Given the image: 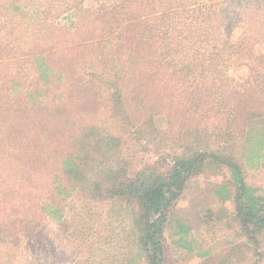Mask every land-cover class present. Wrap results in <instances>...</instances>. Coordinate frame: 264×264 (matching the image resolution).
Returning <instances> with one entry per match:
<instances>
[{
  "label": "trees",
  "instance_id": "16d2710c",
  "mask_svg": "<svg viewBox=\"0 0 264 264\" xmlns=\"http://www.w3.org/2000/svg\"><path fill=\"white\" fill-rule=\"evenodd\" d=\"M97 1L99 5L93 12L83 13L80 5L65 7L62 0H41L38 6L43 10L33 14L27 10L33 1L0 0V68L13 66L23 57L21 62L31 65L29 73L33 76L23 75L22 70L0 72V204L14 189L28 196L30 211L37 212L39 201L35 195L41 193L40 182L50 175L47 167L57 160L59 171L53 173L57 179L61 174L68 177L74 191L126 207L132 216L142 264H165L164 232L188 180L206 170L225 168L230 175L229 185L219 186L215 195L228 194L226 198L234 204V218L242 233L248 242L258 246V238L264 234V189L246 182L242 154L234 151L235 144L231 142L240 138L247 143L248 166H261L264 48L260 45H264V0ZM73 11L83 20L90 18L88 35L70 49L54 50L48 55L39 52L38 46L51 42L46 39L63 31V15ZM27 40L33 42L31 46ZM87 49L94 55H85ZM52 55L55 58L51 59ZM131 66H137L140 74ZM239 69H245L246 75H238ZM145 77L173 80L172 87H185L187 81L195 85L190 90L198 102L195 106L199 105L204 114L213 112L219 119L208 133L216 147L190 151L178 157L170 169L161 171L151 166L135 171L121 161L92 171V154L103 147L110 148L111 142L120 139L106 129L100 132L99 126H91L76 131L78 139L73 143L74 123L66 119V102L90 90L95 94L91 84L111 83L110 104L118 107L124 98L129 100L127 94L123 96L119 82L142 78V83L131 90L141 97L149 91ZM70 95L71 100L64 99ZM142 104L139 111L144 120L137 131L149 136L167 115ZM120 119L123 126L117 134L130 126L127 115ZM252 123L259 124V128H252ZM90 137L94 141L92 152L87 142ZM6 169L10 170L7 176ZM56 182L48 181L47 186L59 195L70 193L64 183ZM46 202L45 210L59 218L61 211ZM30 211L19 219L23 226ZM176 224V246L195 253L187 239L189 228L180 221ZM3 233L4 224L0 222V239H5ZM196 254L204 258L209 252Z\"/></svg>",
  "mask_w": 264,
  "mask_h": 264
},
{
  "label": "rangeland",
  "instance_id": "374dc122",
  "mask_svg": "<svg viewBox=\"0 0 264 264\" xmlns=\"http://www.w3.org/2000/svg\"><path fill=\"white\" fill-rule=\"evenodd\" d=\"M29 1H33L30 4L32 7L27 9L29 13L36 14V11L40 13L43 10L38 6L41 0ZM62 3L65 7L80 5L83 13L86 10L93 12L99 5L97 0H62ZM60 22L63 31L46 39V42L50 40L51 42L38 46L39 52L48 55L54 50L70 49L78 44L84 35H88L86 27L90 26V18L88 21L83 20L81 15H76L73 11L63 15ZM79 27L81 29L77 31L76 28ZM27 42L30 46L33 43L31 40ZM49 45L54 47L51 48ZM260 47L264 48V45ZM93 53L91 49H87L84 54L92 56ZM64 55L66 56V53ZM50 57L55 58L53 55ZM22 59L23 57L13 66L0 68V72L16 73L22 70L23 75L33 77L29 73L31 65L26 61L21 62ZM131 68L137 75L140 74L137 66ZM237 73L241 76L246 75L245 69H239ZM15 77L20 76L16 74ZM234 78L229 77L231 80ZM141 79L126 78L119 82L123 96L127 94L129 100L125 101L123 97L118 107L110 104L108 89L112 88L111 83L106 86L100 83L91 84L95 94L90 90L88 94L83 92L75 96L73 101L66 102L68 105L66 119L74 123L71 132L74 134L73 143L78 139L76 131L91 126H99L100 132L106 129L115 138L120 139L114 144L111 142L110 148L103 147L101 151L92 154L94 158V167L90 166L92 171L108 164L112 166L117 161L126 163L135 171L145 166L155 167L161 171L170 169L178 157L190 151H205L216 147L211 134L209 138L208 133L213 131L212 125L219 123V119L213 112L206 111L207 115L202 112L199 105L195 106L198 102L190 95L191 87L195 85L192 86V83L187 81L184 83L185 87H172L173 80L145 77L146 88H149V91L139 97L138 93L131 90L142 83ZM99 89L105 92L98 93ZM64 99L71 100V95ZM141 99L155 107L156 111H162L167 115V119L158 121L155 132L149 136L143 131H137L144 120L141 110L139 111V106L143 103ZM112 115L116 118L111 119ZM126 115L130 126L121 133L123 120L120 118ZM259 126L252 123L254 129ZM118 128L120 131L117 134ZM239 139L231 143L235 144L234 151L242 154L241 162L246 182L264 189V161L259 168L249 167L248 156L245 155L250 152V148ZM92 140L93 137L87 140L91 144V152L94 150ZM6 162L5 159L2 160L3 165H6ZM47 169L50 175L48 179L40 182L41 193L35 195L40 203L35 208L37 212L30 211L28 196L14 192V189L12 194L6 195L4 204H0V217H3L0 222L4 224L5 237L0 239V264H142L136 246L138 238L131 226L132 216L126 212V207L112 201L100 202L89 195L85 196L79 190L74 191L72 189L74 183L68 177L61 174L58 179L56 178L57 172L54 171H59L57 160L50 163ZM9 171L5 170L6 176ZM57 180L68 187L69 194L59 195L47 186L48 181L57 184ZM229 180L230 175L225 168L206 170L188 180L182 196L171 211L164 232L165 264H264V234L258 238L260 239L258 246L248 242V238L242 233L240 225L234 218V204L231 199L226 198L228 194L224 197L215 195L219 186L229 185ZM262 193L264 194L263 191ZM45 202L52 203V206L61 211L58 214L59 218H53L51 212L45 210L47 207L44 205ZM25 211L30 213L26 214L29 220L23 226L19 219ZM32 218L34 220L30 222ZM177 221L189 228L187 239L195 253H189L186 248L176 246L175 241L179 239ZM207 251L209 255L204 258L196 256V253Z\"/></svg>",
  "mask_w": 264,
  "mask_h": 264
}]
</instances>
